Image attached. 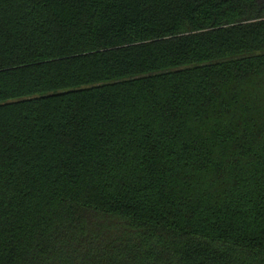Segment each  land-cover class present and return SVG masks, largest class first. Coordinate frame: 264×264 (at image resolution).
<instances>
[{
	"label": "trees",
	"instance_id": "obj_1",
	"mask_svg": "<svg viewBox=\"0 0 264 264\" xmlns=\"http://www.w3.org/2000/svg\"><path fill=\"white\" fill-rule=\"evenodd\" d=\"M0 264H264V0H0Z\"/></svg>",
	"mask_w": 264,
	"mask_h": 264
}]
</instances>
